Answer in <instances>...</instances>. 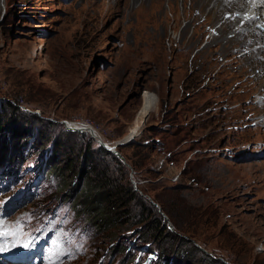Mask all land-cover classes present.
Returning <instances> with one entry per match:
<instances>
[{"label": "rangeland", "instance_id": "rangeland-1", "mask_svg": "<svg viewBox=\"0 0 264 264\" xmlns=\"http://www.w3.org/2000/svg\"><path fill=\"white\" fill-rule=\"evenodd\" d=\"M107 4L0 0V131L7 146L0 149V221L9 229L19 221L22 229L0 237V264H48L57 246V264L178 260L174 249L161 257L158 242L139 236L138 223L110 233L88 222L74 200L80 176L54 172L87 140L67 131L68 121L92 125L98 137L81 131L91 137L95 163L130 182L144 202H134L135 211L155 206L184 239L177 251L186 264H264V146L260 126L252 124L262 95L244 86L237 70L225 69L232 6L130 1L109 13ZM244 51L241 45L232 54ZM144 89L156 93L157 107L124 143ZM98 138L123 142L117 149L127 171L98 150ZM79 161L73 160L77 171L84 169ZM173 198L191 211L185 223L176 217L177 230L163 210ZM29 241L33 246L25 247ZM191 244L202 253H187Z\"/></svg>", "mask_w": 264, "mask_h": 264}, {"label": "trees", "instance_id": "trees-1", "mask_svg": "<svg viewBox=\"0 0 264 264\" xmlns=\"http://www.w3.org/2000/svg\"><path fill=\"white\" fill-rule=\"evenodd\" d=\"M15 113L17 114L18 112L15 111ZM2 121L3 120L0 119V130L3 129L1 126L4 124V121ZM66 130L72 133H81L80 135L82 136L83 134V137L87 140L82 138L84 143H80L81 146L77 147L82 148L81 151L77 150L75 146L76 152L74 158L70 156V158L66 159L65 163L60 166L54 164V172L59 170L64 173V171L68 170L69 172L73 171L74 174L76 173L78 178L80 176L78 181L79 186L77 185V193H75L74 200H77L81 212L82 210H85V218L88 222L96 226L99 225L100 228H108L111 231L110 233L115 232V230H117L116 228L123 224H127L126 227H129L128 229L132 230L135 226L136 230V224L138 223L141 226V230L138 231L139 236L141 234L142 239L146 240V242H150L149 245L158 242V244H155L153 247L156 248L155 251L160 254L161 257L164 258L171 249H174L175 259H178L176 264H186L188 261L183 255L184 252L177 251V249L181 247L177 241L183 242L184 239L168 229L162 215L154 214L155 206L150 203L148 206L142 207L141 210L135 211V208H133V205H135L134 202H136V205L140 203L144 204V202L142 198L139 199V194L132 188L130 182L128 180L124 181V176L122 175L119 177L117 172H115L116 169H113L112 166L105 164L104 167L101 168L100 165L95 163L96 157L93 153L94 150L91 148V137L88 136L86 131L76 132L68 129ZM3 132L4 130L2 132L0 131V149L7 148V146L4 145L5 141L3 142L2 140V137L5 135ZM19 137L21 138V136ZM18 139V137L13 136L12 142L14 145L19 143L17 142ZM98 147V150L105 151L112 157L116 164H119L121 171L122 169H127L121 164L123 162L113 152H109L101 145H98ZM81 158L83 163L82 167L84 169L77 171L75 170V167L72 166L75 164L73 160L77 162L79 160L81 161ZM136 163L137 162H135V164ZM73 182L75 183V180ZM155 198L157 199L159 197L155 196ZM175 198L169 201L170 206H168V210L164 205L161 206L165 208L163 210L171 219L177 230L178 220L176 217H179L181 222L185 223L187 217L191 214V211L189 210L190 207H188L185 202L179 203L180 200ZM131 219L137 220L131 222L133 221ZM185 250L189 254L202 253L200 248L195 244L188 245ZM187 256L189 257L188 254Z\"/></svg>", "mask_w": 264, "mask_h": 264}, {"label": "bare ground", "instance_id": "bare-ground-1", "mask_svg": "<svg viewBox=\"0 0 264 264\" xmlns=\"http://www.w3.org/2000/svg\"><path fill=\"white\" fill-rule=\"evenodd\" d=\"M130 1L132 5L138 3L150 6L153 0H108V12H118ZM196 1L198 4L204 5V3H208L210 0ZM225 6H232L233 8L232 18H228L226 21V23L230 25V28L228 31L229 33H225V35L230 38L231 41L225 43V49L228 47L225 50V69L233 72L237 70L239 74L243 75L241 81L243 85L249 87L253 86L251 90L254 91L256 95H262L256 99V102H259V104L257 105L258 110L253 112L256 118L254 117L255 120L252 124L260 126L261 132L258 134V141L259 144H263L264 146V43H262L264 42V0H225ZM209 34H216V31L210 30ZM234 39H240L239 43L234 44ZM171 42L172 40H169L168 44H171ZM241 45L245 46V51L240 56L233 55L235 48L241 47ZM244 89L248 91L247 89L249 88L244 87ZM155 103V93L148 89H144L142 92V102L136 113L135 122L128 134L124 136L125 139H130V137L134 138L141 132L140 129L143 127L146 116L155 106ZM257 112H260V115H257ZM71 126L79 125L71 123ZM108 145L112 146L113 143L112 145L111 143Z\"/></svg>", "mask_w": 264, "mask_h": 264}, {"label": "snow or ice", "instance_id": "snow-or-ice-1", "mask_svg": "<svg viewBox=\"0 0 264 264\" xmlns=\"http://www.w3.org/2000/svg\"><path fill=\"white\" fill-rule=\"evenodd\" d=\"M22 229H20V222L17 221L12 229L6 228L3 221H0V237L8 235H17ZM34 241H29L24 246L31 247L33 246ZM6 251L2 244H0V252ZM60 255L59 247L54 248L48 257V264H57V257Z\"/></svg>", "mask_w": 264, "mask_h": 264}, {"label": "water", "instance_id": "water-1", "mask_svg": "<svg viewBox=\"0 0 264 264\" xmlns=\"http://www.w3.org/2000/svg\"><path fill=\"white\" fill-rule=\"evenodd\" d=\"M65 124H66V121H65ZM66 127L70 130H88V132L93 136V137H98L97 134L95 133L94 131V128L92 127V125L88 124V125H85V127L81 126V127H76V126H71V123L70 121L67 122L66 124ZM129 139H126L124 140L123 142H127ZM98 141L103 145V147L106 149V150H109L111 152H113L118 158H120L124 163H126V161L124 160V156L121 154V152L117 149V145L118 144H121V142H115L113 143L112 146H109L107 144V142L103 141L102 139L98 138ZM122 142V143H123Z\"/></svg>", "mask_w": 264, "mask_h": 264}, {"label": "built area", "instance_id": "built-area-1", "mask_svg": "<svg viewBox=\"0 0 264 264\" xmlns=\"http://www.w3.org/2000/svg\"><path fill=\"white\" fill-rule=\"evenodd\" d=\"M70 123H75V124H78L79 126H84V125H88L90 124L89 122H83V121H78V122H70Z\"/></svg>", "mask_w": 264, "mask_h": 264}, {"label": "crops", "instance_id": "crops-1", "mask_svg": "<svg viewBox=\"0 0 264 264\" xmlns=\"http://www.w3.org/2000/svg\"><path fill=\"white\" fill-rule=\"evenodd\" d=\"M150 91H151V90H150ZM154 93H155V92H154ZM155 95H156V93H155ZM139 107H140V106H139ZM156 107H157V95H156V103H155V106L150 110V112H151L152 110H155ZM150 112H149V113H150ZM149 113H148V114H149Z\"/></svg>", "mask_w": 264, "mask_h": 264}]
</instances>
